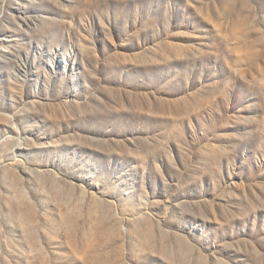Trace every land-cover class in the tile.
<instances>
[{"label":"rangeland","instance_id":"obj_1","mask_svg":"<svg viewBox=\"0 0 264 264\" xmlns=\"http://www.w3.org/2000/svg\"><path fill=\"white\" fill-rule=\"evenodd\" d=\"M0 264H264V0H0Z\"/></svg>","mask_w":264,"mask_h":264}]
</instances>
